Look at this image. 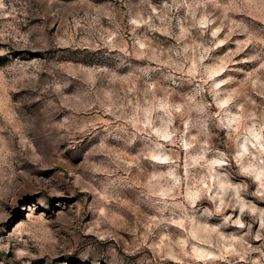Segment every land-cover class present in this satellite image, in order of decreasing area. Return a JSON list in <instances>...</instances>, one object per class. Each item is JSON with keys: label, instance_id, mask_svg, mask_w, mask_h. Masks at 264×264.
Segmentation results:
<instances>
[{"label": "clouds", "instance_id": "9594fccd", "mask_svg": "<svg viewBox=\"0 0 264 264\" xmlns=\"http://www.w3.org/2000/svg\"><path fill=\"white\" fill-rule=\"evenodd\" d=\"M79 2L85 5L87 0ZM145 4L155 15H149L146 9L140 7ZM172 6L177 10L182 7L188 9L190 22L185 26V20H177V46L168 50L170 55L158 52L147 33L137 34L144 27L148 31L169 34L171 19L164 12L157 14L151 0H140L138 10L127 20L131 46L108 8L91 9L95 13L91 17L89 10H85L82 17L78 13L73 15L71 30L83 29L85 35L76 41L72 39V31L66 29L65 44L104 49L110 66L62 60L61 54L57 53L50 62L56 75L46 85L51 98L45 100L41 110L54 108L57 101L60 105L67 103L73 107L72 113L48 123V127L57 132L69 128L76 119L75 111L81 108L99 104L104 115L113 117L110 126L95 133L76 161L79 167L87 165L91 178L74 183H86L93 192L97 206L92 222L97 228L100 218L109 215L108 204L120 199L121 187L137 189L134 192L136 201L150 213L145 216L143 226L146 231L140 234V243L146 245L154 256L179 264L182 257L193 253L199 255L204 251L201 245H208L205 253L208 258L213 248L221 254L235 246L243 248L244 237L252 234L253 227L252 223L243 219L246 212L264 231V210L247 203L241 195L247 190V185L233 183L229 174L222 171L230 158L236 161L241 174L251 177L257 184L252 194L264 197V55L254 48L247 57L233 60L250 45L258 43L264 50V37L250 31L243 21L229 20L226 25L224 19L213 18L210 13H201L197 19L195 9L203 7V0H194L193 3L172 0ZM5 7L4 0H0V10ZM163 7L169 12L172 10L167 2ZM101 15L109 19L111 26L101 24ZM154 19L160 21V27ZM217 20H220L219 24ZM64 23H68L66 18ZM225 27L228 29L225 39H218ZM191 28L197 29L198 36L189 43H183L189 40ZM236 30L243 38L233 42L235 47L229 49L226 55L212 56ZM2 55L4 52L0 51ZM9 59L17 62L9 70L14 73L13 84L24 79V69L38 66L35 58L22 63L20 57ZM133 60L148 63L135 64ZM234 63L247 66L229 68ZM69 67L72 71L66 72ZM73 73L79 77L78 83L68 78ZM101 76L109 86L103 89L102 101L95 89L96 80ZM4 78L5 73L0 71V82H5ZM29 78H32L30 74ZM141 78L145 87L140 96L114 99L117 93L112 85ZM68 88L71 91L65 94ZM172 89L180 90L175 93L176 99H173ZM128 92H135V89H128ZM254 97L259 98V102ZM94 127L96 121H82L75 131L87 133ZM213 127L225 133L231 143L230 153L213 147ZM113 141L122 149L134 148L135 155L120 151L107 159H88ZM169 145L183 151L182 162ZM142 162H147V167ZM158 165L167 167L159 168ZM133 167L137 169L135 176L131 174ZM117 172L125 174L116 175ZM237 210L239 215H234ZM228 227H247L249 231L240 236L226 235L221 229ZM157 229L160 231L157 232ZM149 237L152 239L149 240ZM253 238L259 240L262 237L257 233ZM123 243L124 251H127L129 242ZM111 251L114 253L115 249ZM252 264H259V260H253Z\"/></svg>", "mask_w": 264, "mask_h": 264}, {"label": "rangeland", "instance_id": "374dc122", "mask_svg": "<svg viewBox=\"0 0 264 264\" xmlns=\"http://www.w3.org/2000/svg\"><path fill=\"white\" fill-rule=\"evenodd\" d=\"M165 2L172 8L170 12L163 7ZM193 2L189 0V3ZM4 3L5 9L0 10V51L4 52L0 56V71L5 73V82H0V264H178L177 261L154 256L146 245L140 243V234L146 231L143 226L145 216L150 213L149 209L136 201L134 192L137 189L121 187L120 199L108 204L109 215L100 218L97 228L92 222L97 206L93 192L86 183H74L91 178V173L86 170L87 165L79 167L76 161L80 159L81 150L93 140L95 133L110 126L113 117L104 115L99 104L81 108L75 111L76 119L71 126L57 132L50 129L48 123L59 120L66 113H72L73 107L67 103L60 105L57 101L54 108L41 110L45 100L51 98L46 85L56 75L50 62L57 53L61 54L62 60L110 66V61L104 56V49L65 44L64 32L66 29L72 31V16L78 13L82 17L84 11L89 10L91 17L95 15L91 9L108 8L120 24L124 39L131 46L127 20L138 10L140 0H87L85 5H81L79 0H4ZM151 4L157 8V14L164 12L171 19L169 34L148 31L146 27L139 29L137 34L147 33L158 52L170 55L168 50L177 46V20H185V26L190 22L188 9L182 7L177 10L172 6V0H151ZM140 7L146 9L149 15H155L146 4ZM195 12L197 19L201 13H210L213 18L224 19L226 25L229 20L243 21L250 31L264 37V0H203V7L196 8ZM65 18L67 24L64 23ZM100 22L105 27L111 26L109 19L103 15ZM154 23L161 26L159 20L154 19ZM190 32L189 40L183 43H189L198 36L197 29L191 28ZM227 32L225 27L218 39H225ZM83 35V29L72 31L73 40L79 41ZM242 38L238 30L234 31L211 55H226L229 49L235 47L233 42ZM205 39L208 37L205 36ZM254 48L264 55V50L257 43L233 57V60L240 61ZM10 57H20L21 63L35 58L38 66L24 69V79L13 84L11 80L14 73L9 70L17 62L10 60ZM133 63L145 64L148 61L133 60ZM246 66L234 63L229 68ZM65 71L71 72L72 69L69 67ZM120 71L123 72V69ZM29 74L32 78H29ZM68 78L73 83L79 82L75 73ZM106 87H109L106 80L102 76L98 77L95 89L101 101ZM111 87L117 93L114 99H123L126 96H140L145 84L141 78L117 82ZM131 88L135 92L129 93L128 89ZM70 91V88L65 89V94ZM178 91L172 89L173 99L177 98L175 93ZM254 98L259 102V98ZM82 121H96V127L88 129L87 133H79L75 129ZM211 131L213 147L230 153L232 147L225 133L214 127ZM169 147L173 148L174 154L179 155L182 162L183 151L172 145ZM120 151L135 155L134 148L122 149L121 145L113 141L106 149H100L88 159H107ZM142 165L147 167V162H142ZM222 171L229 174L233 183L246 184L247 190L241 193L244 200L264 210V197L252 194L257 184L251 177L241 174L236 161L230 158L229 164ZM136 173L137 169L133 167L132 176ZM234 215H239V210ZM243 219L253 225L252 234L244 237L243 248L235 246L223 254L213 248L208 258L205 256L208 245H201L204 251L199 255L193 253L182 257L179 264H252L253 260L264 264V231L259 229L258 222L247 212ZM221 231L226 235L240 236L249 230L247 227H228ZM257 233L262 237L259 240L253 238ZM123 241L129 242L127 251H124ZM113 248L114 253L111 251Z\"/></svg>", "mask_w": 264, "mask_h": 264}]
</instances>
